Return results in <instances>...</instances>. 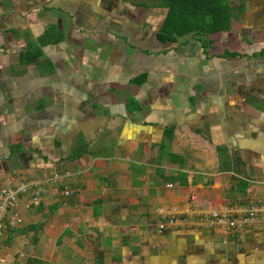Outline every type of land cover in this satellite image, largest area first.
Returning <instances> with one entry per match:
<instances>
[{"label": "crops", "instance_id": "1", "mask_svg": "<svg viewBox=\"0 0 264 264\" xmlns=\"http://www.w3.org/2000/svg\"><path fill=\"white\" fill-rule=\"evenodd\" d=\"M225 1L163 39L161 0H0V184L76 189L22 202L0 264H264V0Z\"/></svg>", "mask_w": 264, "mask_h": 264}, {"label": "built area", "instance_id": "2", "mask_svg": "<svg viewBox=\"0 0 264 264\" xmlns=\"http://www.w3.org/2000/svg\"><path fill=\"white\" fill-rule=\"evenodd\" d=\"M70 175L71 172L68 171L57 172L42 181L23 178L16 184H14V178L9 177L3 184H0V239L8 227H16L22 223L20 204L23 202L25 209L38 206L43 201L49 185L65 197L75 196L76 189L64 181ZM168 186H172V184H168ZM212 216L218 225L226 224L227 227L242 225V222L226 218L218 212H213ZM255 218L264 220V202H253L249 205L245 221ZM174 223L175 220L170 218L167 221L159 222L158 228L163 230ZM0 261L4 262V259H0Z\"/></svg>", "mask_w": 264, "mask_h": 264}, {"label": "trees", "instance_id": "3", "mask_svg": "<svg viewBox=\"0 0 264 264\" xmlns=\"http://www.w3.org/2000/svg\"><path fill=\"white\" fill-rule=\"evenodd\" d=\"M159 4L168 8L160 34L163 39H173L194 30L221 31L227 28L231 18V9L225 0H161Z\"/></svg>", "mask_w": 264, "mask_h": 264}]
</instances>
